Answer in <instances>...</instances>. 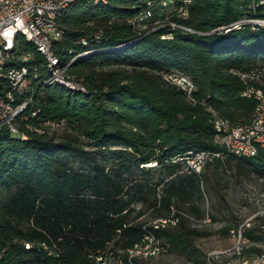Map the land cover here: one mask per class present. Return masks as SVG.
<instances>
[{
  "label": "trees",
  "instance_id": "16d2710c",
  "mask_svg": "<svg viewBox=\"0 0 264 264\" xmlns=\"http://www.w3.org/2000/svg\"><path fill=\"white\" fill-rule=\"evenodd\" d=\"M68 8L54 49L65 63L87 53L66 74L86 91L43 85L47 63L35 54L34 104L18 123L27 138L0 132V264H101L96 257L118 253L126 263L125 250L150 231L166 251L194 254L192 239L209 234L189 223L204 216V181L212 184L232 162L264 177L263 151L222 152L200 173L186 164L201 151H221L216 117L233 126L253 120L257 101L242 91L248 83L264 92V26L235 23L264 19V0H76ZM146 8L141 37L125 19ZM168 21L191 31L149 32ZM176 74L192 82L191 95L172 81ZM52 124L70 133L58 138L47 130ZM147 210L177 221L155 229L154 220L139 219ZM237 226L221 230L236 233ZM243 235L247 243L261 238L251 228ZM241 252L253 257L233 260L263 249Z\"/></svg>",
  "mask_w": 264,
  "mask_h": 264
},
{
  "label": "rangeland",
  "instance_id": "374dc122",
  "mask_svg": "<svg viewBox=\"0 0 264 264\" xmlns=\"http://www.w3.org/2000/svg\"><path fill=\"white\" fill-rule=\"evenodd\" d=\"M244 20L247 23H258L264 26V19ZM171 23L175 22L168 21L154 24L149 32L161 27L184 28L183 26L172 25ZM145 33L142 31L140 36L142 37ZM24 40V38H20V42H24ZM98 69L96 68V70ZM86 72L87 70L83 69L81 73ZM175 80L180 81L174 76L172 81ZM74 81L77 82L75 79ZM79 83L82 84L81 80ZM262 83L264 84V81ZM47 130L54 133L58 138L70 133L64 125L57 126L56 124H52L48 126ZM81 139L82 141L85 140ZM203 192L201 209L204 216H189V223L193 227L206 231L209 234L192 239L195 253L191 255L187 250L169 249L159 254V256L149 259L141 260L137 258L136 260L139 264H205L204 262L194 260L196 255L199 258L207 259L206 264H208L210 258H216L213 257L215 254H220L215 259L217 263H225L233 259L253 257L249 253L241 252L244 247L247 248L255 245L264 250V177L257 175L246 165H236L235 162H232L216 178L214 177L212 184L204 181ZM135 207L139 208L140 204H136ZM156 218L158 216L154 215L152 211L147 210L139 219H145L147 222L154 220L153 224L159 220V218ZM225 225H230V227L238 225L239 230H242V232L243 227L244 230L251 228L261 238L255 242L249 241L247 243L246 241V244L243 245L238 238L233 237L232 233L221 230ZM158 239L162 242L161 238ZM158 243L160 244V242ZM107 261L108 264H126L123 257H118V263L113 256Z\"/></svg>",
  "mask_w": 264,
  "mask_h": 264
},
{
  "label": "bare ground",
  "instance_id": "6f19581e",
  "mask_svg": "<svg viewBox=\"0 0 264 264\" xmlns=\"http://www.w3.org/2000/svg\"><path fill=\"white\" fill-rule=\"evenodd\" d=\"M74 1L76 2V0H65L64 2H61L60 5H58L53 10L54 26L58 27V29H61L59 23L61 17L65 13L68 6H70V4ZM89 1L93 3H97L99 1L106 2V0H89ZM1 7H2V0H0V8ZM172 25H180V24H172ZM58 29H48L47 23H38L39 33L46 34V36H48V38L50 39L49 54H48L47 50L43 48V46L40 43H38V37L34 36L33 34H28L27 27H15L10 32L9 42L5 45H0V56L13 57L14 55L22 51V45H25L26 43H30V46L32 45L34 48V49L32 48L34 51H32V49H26V45H25V51L29 52L33 57H35V54H39L47 63V75L42 82L43 85H51L54 83H58L64 85V87L66 86L67 88L73 91L76 90L78 92L81 91L84 92L86 91V89L68 80L66 74L72 62L85 54L87 55V53L79 55L69 63L63 62L59 58V56L55 53V49H54L55 44L62 40L61 34L58 31ZM180 29L187 30L184 28H180ZM138 34H141V32H139ZM20 38H24L25 39L24 42H20ZM96 38L100 39V37H96ZM83 43L86 44L88 43V41L83 40ZM71 52L72 51H70L69 53ZM34 60L36 59L32 58L27 61H3L2 63H0V86L3 85L4 81H9L13 73L20 72L24 69L22 76L15 77L14 79V88H21V91H14V96L8 99V106H16L17 104H21L22 93H25L27 95L25 101L19 106V109H14V111H12L9 115V123H12L13 130L18 131V133L12 132L5 128H1L3 126V117L0 115V132H4L5 130H7L11 136L18 135L20 136L21 139H25L27 138V136L26 134L19 131L18 123L19 121H23L26 119L25 114L28 112L29 108L34 104V98L32 96V92H33L35 80L38 79L37 74L39 72V70L35 71L37 66L33 64ZM174 82L177 85H179L188 95H191L192 92L188 91L185 88V86L181 83V81L175 80ZM189 83L193 86L190 80ZM255 94L257 97L243 94L244 96L253 97L257 101L256 111L254 113L253 120L249 125L233 126L228 120L216 117L213 122L215 130H217L218 128L217 120H219L227 128L241 129V131L245 133H252L253 129H256V137H264V92L260 91L255 87ZM30 113L31 116H35L37 115L38 111H32ZM254 148L262 149V140H254ZM200 156L201 154L197 155L195 158H198ZM237 156L254 157L248 154H241ZM193 161L194 158L189 160L188 162H193ZM200 172L201 171H198L196 173H200ZM176 221L162 219L155 221L151 225L152 227H156L158 225L159 227H164L167 226V224L169 223H176ZM232 235L234 238H238L240 243L242 242L243 245L246 244V240L244 239L242 230H238V232L236 233L232 232ZM155 241L158 243L155 234L150 231L145 237L146 246H155ZM161 253L163 252L153 251L147 254L145 257L136 256L135 260L137 258L141 260L149 259L155 256H159V254ZM219 255L220 254H215V256L213 257H216L215 259H217ZM215 259L210 258V260H208V264H216L217 261H215ZM217 264H264V250L260 255H258L257 257L251 260H245V261L230 260L225 263L218 262Z\"/></svg>",
  "mask_w": 264,
  "mask_h": 264
},
{
  "label": "built area",
  "instance_id": "2783aa9c",
  "mask_svg": "<svg viewBox=\"0 0 264 264\" xmlns=\"http://www.w3.org/2000/svg\"><path fill=\"white\" fill-rule=\"evenodd\" d=\"M64 1L65 0H2V7L0 8V45H5L9 42L10 32L13 28L27 27L28 34H33L38 37V43H40L49 54L50 39L46 34L39 33L38 23H47L48 29H58V27L54 26L53 10ZM161 4L166 5V2ZM151 5L152 3H147V6ZM150 16L151 10L146 8L139 11V13L132 18H126L125 21L127 24L133 26V28L143 31L146 28L143 26V22ZM183 27L191 31L189 28ZM226 30L228 29L225 28V31ZM58 31L63 39L64 30L58 29ZM32 58L35 57L25 51V45H22V51L13 57L0 56V63L3 61H27ZM37 70L38 67L35 71ZM23 71L24 69L20 72L13 73L11 79L9 81H4L3 85L0 86V115L3 117V126L1 128L15 133H18V131H14L12 123H9V115L14 109H19V106L25 101L27 95L22 93L21 104H17L16 106H8V99L14 96V91H21V88H14V79L15 77H21ZM175 77L181 81L188 91L193 92L195 90V87L189 83L188 77L182 74H176ZM242 94L257 97L255 94V85L247 83ZM217 121L218 128L214 130L213 140L215 144L221 147V151H201L200 157L194 158L193 162H186L187 168L190 170L194 172L201 171L204 164L210 160L212 156H219L222 152L236 156L241 154L256 156L260 151L264 152V137H256V129H253L252 133H245L241 131V129L227 128L219 120ZM254 140H262V149L254 148ZM167 220L176 221L177 218L172 217L171 214V217ZM153 228H159V225ZM24 245L26 248H29L31 243L25 242ZM167 248L168 247H164V245H159L156 241L155 246H146L145 238L143 237L139 243L125 250L124 257H126V264H134L136 256L145 257L153 251L165 252ZM118 257L123 256L120 253L115 256V261L117 263ZM96 260L101 261V264H108L107 258H103L102 256L96 257Z\"/></svg>",
  "mask_w": 264,
  "mask_h": 264
},
{
  "label": "water",
  "instance_id": "95a60500",
  "mask_svg": "<svg viewBox=\"0 0 264 264\" xmlns=\"http://www.w3.org/2000/svg\"><path fill=\"white\" fill-rule=\"evenodd\" d=\"M240 23H246V22H245V20H241V21L236 22L235 25H238ZM221 29H224V27H222ZM11 137H13V138H20V136H18V135H14V136H11Z\"/></svg>",
  "mask_w": 264,
  "mask_h": 264
}]
</instances>
